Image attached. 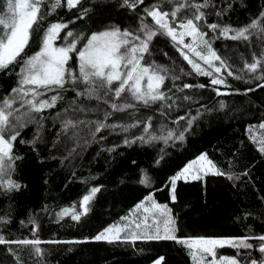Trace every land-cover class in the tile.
<instances>
[{
  "label": "trees",
  "instance_id": "16d2710c",
  "mask_svg": "<svg viewBox=\"0 0 264 264\" xmlns=\"http://www.w3.org/2000/svg\"><path fill=\"white\" fill-rule=\"evenodd\" d=\"M50 2L46 0L41 9L39 32L25 49L27 55L38 50L37 36L42 37L51 23L68 24L62 36L71 30L87 37L113 26L136 31L144 17L143 9L154 3L170 10L166 0H144L135 10L121 7L122 0H82L71 11L65 6L50 12ZM212 4L214 7L204 10L208 13L207 22L232 28L247 25L264 11V0H212ZM84 9L88 10L87 15H83ZM81 15L83 18H78ZM145 22L151 24V18L146 17ZM204 31L209 30L205 27ZM206 38L212 40L213 48L231 66L234 75L243 79L228 77L222 70L216 75L226 79L229 87L211 85V77L195 74L173 43L161 35L149 45L143 63L168 69L169 78L162 90L172 100L149 107L140 105L138 110L116 113L108 121L131 124L139 120L137 127L126 132L120 128L104 129L94 138L84 126L76 130L78 138L71 132L65 134L61 119L103 118L101 112L73 114L69 108L58 119L57 113L63 114L74 99L72 91L64 92V99L55 108L34 114L38 120L44 119L40 124L32 122L22 128L13 144L15 160L8 179L20 187L11 191L0 188V220L6 221L0 222V236L5 240L39 239L41 255L36 256L31 246L4 244L0 245V264H150L160 257L164 258L162 264H193L188 248L172 240L131 241L124 239L123 234L120 240L111 242L92 240L111 224H125L123 218L149 196L168 206L178 238L264 235V154L249 138L248 131L250 126H257L253 133L257 138L264 131L258 128L264 122V88L258 87L264 79L256 78L264 76V69L257 73L243 69L253 54L264 53V42L255 35L249 41L231 40L210 31ZM82 44L83 41L78 47ZM72 56L70 63L75 66V53ZM215 63L219 66V62ZM18 71L19 65H12L0 72V98L17 86ZM172 76L179 79L172 80ZM185 83L194 87L179 90ZM201 84L205 87H198ZM217 88L231 94L217 95ZM248 88L255 90L245 94ZM53 94L48 92L47 96ZM87 103L94 106L96 102ZM149 117L151 128L145 133ZM169 131L174 135L167 142L149 139L167 137ZM181 132L183 140L176 138ZM141 136L145 142L137 139ZM125 140L131 142L126 144ZM201 154H207L225 175L211 173L200 180H178L176 199L172 201L170 178ZM145 177L148 183H141ZM93 187L100 190L80 220L70 216L55 218L59 209L76 205ZM250 242L258 246L257 241ZM235 255L236 249L230 247L217 250L218 258ZM252 257L259 259L260 253L253 250Z\"/></svg>",
  "mask_w": 264,
  "mask_h": 264
},
{
  "label": "snow or ice",
  "instance_id": "6c2138e0",
  "mask_svg": "<svg viewBox=\"0 0 264 264\" xmlns=\"http://www.w3.org/2000/svg\"><path fill=\"white\" fill-rule=\"evenodd\" d=\"M46 0H0V72L8 70L12 65H19L17 73V87L11 93L0 98V188L5 191L19 189L20 185L8 179L13 167L15 157L12 155L13 144L20 136V130L27 124L35 122L40 124L36 115L47 109L55 108L58 101L64 99L63 93L72 91L75 97L64 109V113H57V118L68 113L72 109L73 114H88L101 112L102 119L85 120L78 117L61 119L62 132H71L78 138L77 129L87 127L89 134H95L104 129L113 131L120 128L128 131L131 127H137L141 121L131 124L108 123L116 113H129V110H138V106L149 107L157 102L172 100L164 90L168 77V69L163 66L145 64L144 54L149 51V45L157 36H165L173 41V45L191 70L201 76L211 77V85L229 87L226 79L219 75L223 71L228 77L240 80L243 77L234 75L231 66L217 54L212 46V40L206 37L210 32H219L220 37L231 40L249 41L250 37L258 36L264 42V11L259 13L247 25L240 28L221 26L219 23H208L204 10L214 7L212 0H166L170 10H164L160 3H154L151 7L143 9L144 17L140 19V26L136 31L121 30L113 26L105 30L92 32L89 36L83 33L67 31L66 23H51L43 30L38 50L31 55L25 53L34 36L39 32V22L43 18L41 9ZM82 4V0H51L50 12L58 8L67 7L68 10L76 9ZM144 4V0H122L121 7L135 10ZM87 9L83 15H87ZM217 16L220 12L215 13ZM81 15L80 19L83 18ZM150 17L152 23L145 22ZM209 31H204V28ZM230 33H233L230 35ZM189 37L191 42H186ZM219 38V37H215ZM57 41H62L57 45ZM83 41L82 46L78 47ZM75 53V66L70 61ZM202 62V63H201ZM215 62H219V66ZM207 66V67H205ZM243 69L249 73H257L264 69V53L259 56L253 54L251 62H245ZM257 79H264L258 76ZM172 80L179 79L172 76ZM194 87L191 84H183V89ZM198 87L203 88L201 84ZM258 87L264 88V84ZM217 95L222 93L218 88L214 89ZM255 89L248 88L247 92ZM48 92L54 94L47 96ZM188 99V97H185ZM95 101V105L87 102ZM174 102V101H173ZM18 105V106H17ZM103 105V107H101ZM171 107V104L167 105ZM224 107L221 101V108ZM180 119H184L180 117ZM189 125L191 121H188ZM42 126V125H41ZM257 126H250L249 138L258 144V150L264 154V135L257 138L253 133ZM151 128V117L145 122L144 132ZM264 130V122L258 126ZM174 133L168 132L167 137L149 136V139H170ZM179 140L184 139L181 132ZM103 139V137H101ZM145 142V137H138ZM23 142V141H22ZM126 144L131 141L125 140ZM197 165H199L197 167ZM213 173L225 175L216 169V166L208 159L207 154H201L196 160L185 166L175 176L170 178L171 200L175 201L176 182L180 179L200 180L201 173ZM247 175V173H245ZM232 179V177H228ZM141 183H148L147 177ZM100 189L93 187L89 194L84 195L80 201L81 212L72 211L71 218L80 220L82 215L89 211L88 205ZM150 206L146 207L142 202L136 206L137 210L143 209L144 213H151L152 219L144 215L142 219L129 220L123 227L111 226L105 228L94 237L95 240H120L121 233H125L124 239L136 240H172L185 245L192 257L193 264H264V235L259 237H222V238H195L181 239L174 233L175 221L167 205L156 203L152 196L146 198ZM69 209H64L59 215H68ZM128 220L127 217L123 218ZM0 222H6L0 220ZM163 225V231H161ZM252 240L258 242L254 245ZM39 239L5 240L0 236V245L17 244L31 246L36 256L41 255ZM48 243H62L61 241H48ZM224 247L236 249L234 257L219 256L217 250ZM258 251L260 258L252 257V251ZM243 252V255H242ZM211 257V260L208 259ZM163 257L158 258L154 264H162ZM18 264H23L18 261Z\"/></svg>",
  "mask_w": 264,
  "mask_h": 264
},
{
  "label": "rangeland",
  "instance_id": "374dc122",
  "mask_svg": "<svg viewBox=\"0 0 264 264\" xmlns=\"http://www.w3.org/2000/svg\"><path fill=\"white\" fill-rule=\"evenodd\" d=\"M166 38L169 39V40L173 43V41H172L170 38H168V37H166ZM185 41H186V42H191L189 37H186V38H185ZM201 63H202V62H201ZM17 81H18V77H17ZM16 87H17V86H16ZM260 135H261V136L264 135V131H262ZM199 156H200V155H199ZM199 156H198V157H199ZM198 157H196L194 160H196ZM194 160H193V161H194ZM191 162H192V161H191ZM191 162H190V163H191ZM188 164H189V163H188ZM188 164H187V165H188ZM187 165H185V166H187ZM185 166H184V167H185ZM198 166H199V165H197V167H198ZM184 167H183V168H184ZM183 168H182V169H183ZM182 169H181V170H182ZM181 170H180V171H181ZM180 171H179V172H180ZM207 174H211V172H209V173H207ZM207 174L201 173V176L203 177L204 175H207ZM7 178H8V177H7ZM180 180H184V179L182 178V179H180ZM185 181H192V180L189 178L188 180H185ZM90 191H91V190H90ZM90 191H89L87 194H89ZM87 194H86V195H87ZM82 198H83V197H82ZM82 198L79 200V202H78L76 205H72V206H68V207H64V208L59 209V210L56 212L55 218H62V217H65V216H70V217H71L73 209H74L76 212H81L82 209L80 208L79 205H80V201L82 200ZM142 202L145 204L146 207L150 206V202H149L146 198L143 199L140 203H142ZM140 203H138V204H140ZM138 204H137V205H138ZM137 205H136V206H137ZM136 206L134 207L133 210L130 211V213H129L128 217H127L128 220H125V224H127L129 220H137L138 218L142 219V217H143L144 215H148V216H149V222H151L152 214H151V213H144V212H143V209L137 210V209H136ZM64 209H69V214H68V215H63V216L59 215ZM82 216H83V215H82ZM82 216H81V217H82ZM125 224H123V225H113V224H111V225L107 226L106 228L111 227V226H120V227H123ZM104 229H105V228H104ZM104 229H103V230H104ZM103 230H102V231H103ZM102 231H100V232H102ZM161 231H163V225H161ZM100 232H99V233H100ZM99 233H98V234H99ZM98 234H97V235H98ZM121 234L125 235V233H123V232H122ZM95 236H96V235H95ZM95 236H94V237H95ZM94 237L92 238V240H95ZM191 239H195V238H191ZM104 241H108V240H104ZM208 259L211 260V257H208ZM217 259H218V257H217ZM156 260H157V259H156ZM156 260H154V261H153L152 263H150V264H154V262H155Z\"/></svg>",
  "mask_w": 264,
  "mask_h": 264
}]
</instances>
